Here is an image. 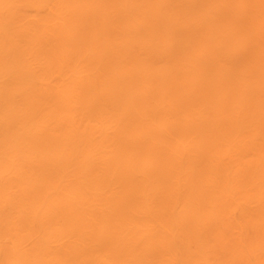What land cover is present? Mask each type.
<instances>
[{"label":"bare ground","instance_id":"1","mask_svg":"<svg viewBox=\"0 0 264 264\" xmlns=\"http://www.w3.org/2000/svg\"><path fill=\"white\" fill-rule=\"evenodd\" d=\"M0 264H264V0H0Z\"/></svg>","mask_w":264,"mask_h":264}]
</instances>
